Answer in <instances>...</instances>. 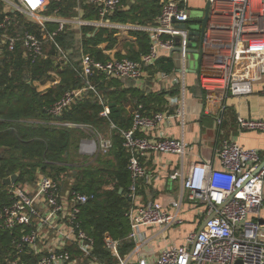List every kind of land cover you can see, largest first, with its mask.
I'll list each match as a JSON object with an SVG mask.
<instances>
[{
    "label": "built area",
    "instance_id": "obj_1",
    "mask_svg": "<svg viewBox=\"0 0 264 264\" xmlns=\"http://www.w3.org/2000/svg\"><path fill=\"white\" fill-rule=\"evenodd\" d=\"M89 6L98 16L95 26L108 24V17L124 8L122 0H78ZM0 57L3 49L14 51L20 44L24 56L36 62L52 58L59 69L73 66L81 78V87L67 90L49 108L54 118L65 111L87 92H92L103 106L100 116L109 118L108 100L97 89L94 78L140 82L155 69L158 61L179 46L183 56L188 54L191 34L182 24L191 20L182 0H163L162 9L152 25H139L149 38V48L139 59L110 55L104 59L82 49L74 66L71 53L57 41L67 29H79L92 24L80 16L62 17L59 9L50 11L52 0H0ZM210 23L198 41L201 56L210 53L211 67L200 72L199 83L207 97L218 98L219 93L232 91L237 96L253 92L252 84L264 72V0H210ZM20 13L37 31L18 32L15 18L10 12ZM53 25V29L49 25ZM180 44L177 45V39ZM197 44V45H198ZM54 47L49 56L47 47ZM1 59V58H0ZM204 59V58H203ZM61 82V81H60ZM58 82V83H60ZM57 84V83H56ZM182 114V112H181ZM130 128L119 129L123 147L129 153L130 185L127 196L131 204L126 211L131 231L126 240L134 242L125 256L120 247L125 239H116L106 232L104 249L117 260L116 264H264V221L261 211L264 204V154L258 148H245L235 140H225L217 149L220 168L211 162L197 161L185 168L184 161L189 144L183 138L166 136L163 132L152 135L165 119L158 111L148 114L139 104L132 112ZM222 121L220 117L217 118ZM54 125L82 128L89 134L81 141L80 152L95 159L114 149L113 135L105 136L92 125L61 122ZM240 131L264 132V119L237 117ZM142 132V133H141ZM151 153L175 155L182 161V169L170 174L177 180L181 192L171 201L139 200L140 182L148 177L142 158ZM10 201L0 208V227L13 237L15 258L9 264H112L97 254V239L83 226V206L95 195L86 194L41 173L34 182L12 184L7 189ZM186 205L203 222L210 219L203 230L187 233L180 244H166L154 257L144 254L150 241L168 240L171 229L186 224ZM150 230V233H147ZM24 257H29L24 259Z\"/></svg>",
    "mask_w": 264,
    "mask_h": 264
},
{
    "label": "trees",
    "instance_id": "obj_2",
    "mask_svg": "<svg viewBox=\"0 0 264 264\" xmlns=\"http://www.w3.org/2000/svg\"><path fill=\"white\" fill-rule=\"evenodd\" d=\"M146 4L151 6V9L147 8V14H151L152 11V17L149 19L152 22L160 14V4L158 1L149 2V0L146 1ZM59 6V3L56 2L51 4L52 9ZM137 10H139L138 7ZM136 12H134L135 16ZM64 13L62 10V15ZM90 13L96 14L95 11ZM10 14L15 18L18 32H23L26 29L35 32L38 30L37 26L27 21L20 13L10 12ZM120 14L118 13V19L126 21ZM96 17L98 16L96 15ZM140 24L148 25L147 21ZM49 28L53 29V25L50 24ZM105 32L102 30L93 37L85 35L82 41L84 51L91 50V53L104 59L101 54H96L90 45L102 42ZM138 39L142 51L147 52L148 36L139 34ZM57 41L71 53L74 66L79 68L78 60L82 49L81 43H77L75 40L74 30L67 29L62 32L57 37ZM46 51L49 56H52L54 47L49 45ZM138 56L135 52L128 55L132 59H138ZM0 58V147L2 148L0 152V208L10 201L7 194L9 186L4 183L6 177L20 172L18 183L34 182L37 170L41 168L42 171L59 180L64 187L71 186L83 193L95 195V198L82 208L83 226L96 237L98 256L109 263L116 264L117 260L104 249L103 236L108 232L116 239H125L131 231L126 216V211L131 204L127 196L130 184L129 153L123 147L122 134L117 128L113 131V160L103 161V164H107L108 167L84 166L80 161L76 166L75 161L72 164L68 163L71 151L74 147L77 151L80 137H89V134H86L85 130L54 125L51 122L56 119L61 122L89 124L97 131L103 130L110 123H115L118 128H130L133 124V115L128 117V124L121 122V118H123L121 107L118 106L115 98L120 90H112L109 87L112 83L120 84L121 80H106L102 75L94 78V83L100 93L109 98L112 96L116 101V103L114 100L110 102L111 114L109 118L100 116L103 107L92 92L84 94L70 110L65 111L61 118H54L48 113V108L67 90L81 87L82 80L75 68L67 66L61 70L55 65L52 58L32 62L31 59L24 56L20 44L14 51L3 49ZM161 63L165 71H172L174 64L171 60L162 59ZM51 71L61 74V82L48 88L46 92L38 91L35 81L49 77ZM125 81L127 80L122 82ZM178 90L176 87L171 93H177ZM167 93L169 92L162 90L147 96L141 94L138 100L146 108L150 103H162ZM138 105L139 103L136 107ZM44 121L50 122L52 125L45 124ZM86 157L88 158V156ZM101 157L103 155L96 158L98 160ZM121 189L123 192H120ZM13 240L10 232L0 227V264H9L15 258ZM133 247L134 242L125 239L120 247L121 255H127ZM24 259L29 260V257H24Z\"/></svg>",
    "mask_w": 264,
    "mask_h": 264
},
{
    "label": "crops",
    "instance_id": "obj_3",
    "mask_svg": "<svg viewBox=\"0 0 264 264\" xmlns=\"http://www.w3.org/2000/svg\"><path fill=\"white\" fill-rule=\"evenodd\" d=\"M122 1H124V8L108 17L109 25L96 27L95 23L98 19L96 14L90 13L93 10L83 2H79L78 0H52V2L59 3L60 6L57 8L60 12L59 15L62 17L76 19L82 16L92 23L84 26L81 30L74 29L75 40L77 43H81V48H84L82 41L85 35L87 37H93L95 34H99L102 30H105L106 32L103 34L104 40L96 45H90L96 54H101L106 58L110 55L128 56L131 52H135L139 55V59L145 53L141 49L140 40L138 39L139 34L141 36L147 35L139 29V25L143 21H147L148 25H152L160 14L151 22L149 19L152 17V11L150 10L151 14H147L148 9H151L150 4H146L147 0ZM151 1H158L162 9L163 0H149V2ZM209 1L182 0L181 5L190 13L191 19L201 20L204 17L206 6L208 3L210 4ZM137 7L139 10H137ZM0 10H5L4 4L1 2ZM52 10L50 8V11ZM62 10L65 12L64 15H62ZM12 12L14 13V11ZM134 12H136V16ZM88 13L90 14L87 16ZM118 13H121L126 21H120L118 19ZM132 18L134 20H131ZM210 19L212 18L208 19V23H210ZM195 26H200V24H195ZM191 43L193 44V47H191L192 52L184 56L179 52L181 54L182 65H177L176 52L167 54L158 61L155 69L147 73L140 82L121 81L118 85L112 83L109 86L112 90H120L115 98L118 106L121 107L123 116L121 122L128 124L127 119L132 115L136 105L138 103L142 104L138 100L141 94L147 96L151 93L164 90L169 93L164 96L162 103H150L146 108L143 104L144 110L148 114L158 111L166 114V119L156 129L151 131L152 135L158 136L163 132L166 136L183 138L189 144L188 154L184 161L186 169L189 168L190 164L197 161L211 162L214 168H220L219 159L216 155L217 149L222 145L223 141L230 139L235 140L245 148H258L264 154V132L240 131L237 126L238 116L264 119V72L261 73L262 75L258 80L253 82V92L247 96H237L229 90L224 94L218 92V98L214 97L211 99L206 96L205 99H202V87L200 86L199 74L196 73V70L203 72L210 70V61L207 59L210 53L207 52L205 54L206 56H204L203 52L201 56L198 51H195L199 48L198 41L194 38ZM90 51L86 52L91 53ZM189 54H198L196 63L198 64L199 61V67L196 64L194 66L190 65ZM162 59L172 61L174 64L172 71L168 72L162 68ZM48 76L44 80L35 81V86L38 91L46 92L48 88L55 86L56 83L58 84L62 80L61 74L58 72L51 71ZM176 87L179 89L178 92L171 93ZM102 95L108 100L109 106L112 100L116 103L112 96H110V99L108 96ZM218 117L222 119L221 122L217 119ZM44 123L52 125L50 122L44 121ZM110 124L106 125L104 129L110 130L113 135L115 128L112 127V123ZM78 129L83 130L82 128ZM83 138L85 136L80 137L78 141V157L86 156L80 152ZM1 150L2 148L0 147ZM142 162L148 170V177L140 182L139 200L148 202L153 200L171 201L172 199H177L181 192V185L177 180H171L170 174L180 171L183 168L180 158L175 155L151 153L142 158ZM74 164L78 166L79 161ZM41 173L45 172L39 168L36 176ZM185 210L184 217L187 220L186 224L171 229L168 234V240L158 238L150 241L144 248V254L146 256L154 257L168 243H182L188 232L199 229L203 223L200 220H203L201 218L204 215L196 214L189 205H186ZM260 218L264 221V204ZM149 231L147 230V233H150Z\"/></svg>",
    "mask_w": 264,
    "mask_h": 264
},
{
    "label": "water",
    "instance_id": "obj_4",
    "mask_svg": "<svg viewBox=\"0 0 264 264\" xmlns=\"http://www.w3.org/2000/svg\"><path fill=\"white\" fill-rule=\"evenodd\" d=\"M209 15H210V4L208 3V5L206 6L205 10H204V17L203 19L201 20H197V19H191L189 22L187 23H183L182 24V27L183 28H188L190 30V34H191V39H194V37H200V40L202 41L203 40V35H204V32H205V29H206V26H207V22H208V19H209ZM193 24H200V26H194ZM197 39V38H195ZM180 44V39L178 38L177 39V45ZM193 44H190V46H192ZM182 51V48H180L179 46H177L173 52H181ZM192 48H187L186 52L189 53V52H192ZM196 52L198 51V53H202V50L199 49V50H195ZM200 70H196V73H198L200 75ZM198 75V76H199ZM202 99H205L206 95L204 93V91H202ZM264 165V163H263ZM20 176V172H17L9 177H6L4 179V183L8 186L14 184L15 182L18 181V178ZM120 192H123V189L120 190ZM131 200V198H129ZM214 217V215H211L209 216L206 220L203 221V223L201 224V226L199 227L197 233L199 234L204 226L206 225V223L212 219ZM236 264H243L241 260L237 261Z\"/></svg>",
    "mask_w": 264,
    "mask_h": 264
},
{
    "label": "rangeland",
    "instance_id": "obj_5",
    "mask_svg": "<svg viewBox=\"0 0 264 264\" xmlns=\"http://www.w3.org/2000/svg\"><path fill=\"white\" fill-rule=\"evenodd\" d=\"M193 25L195 26V24H193ZM121 53H122V51H121ZM176 53H177L176 54V58H177V61L176 62H177V65L180 66V65H182V63H181V54L179 52H176ZM197 59H198V54H189V60L191 61L190 62V65L191 66H194L196 64L197 67H199V61H198V64L196 63ZM53 72H55V71H53ZM98 132L99 133H102L105 136H109L111 134V131L110 130H106V129L98 130ZM85 137H87V136H85ZM69 159H70V162H68L69 164H72L74 161L75 162L80 161L81 162V165H84V166L89 165V167H100V166L108 167L107 164H103V161L104 160H107V159H113V156H112V151H111L108 154L103 155V157L99 158L98 160H97V158L96 159L87 158V157L85 158L83 156H81V157L79 156L78 157V150L75 151V147H74L72 149V151H71V156H70ZM15 184H18V182H15Z\"/></svg>",
    "mask_w": 264,
    "mask_h": 264
}]
</instances>
